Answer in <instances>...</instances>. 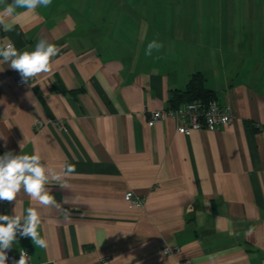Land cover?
I'll use <instances>...</instances> for the list:
<instances>
[{"label":"crops","instance_id":"0c3cea01","mask_svg":"<svg viewBox=\"0 0 264 264\" xmlns=\"http://www.w3.org/2000/svg\"><path fill=\"white\" fill-rule=\"evenodd\" d=\"M36 13L0 40L31 51L45 38L60 51L21 86L0 64V156L23 143L76 172L47 186L56 206L23 191L0 201V215L36 207L48 244L18 234L8 253L27 251L30 264H264V0H52ZM153 40L162 47L146 55ZM195 72L232 122L187 135L170 118L149 126Z\"/></svg>","mask_w":264,"mask_h":264},{"label":"clouds","instance_id":"9594fccd","mask_svg":"<svg viewBox=\"0 0 264 264\" xmlns=\"http://www.w3.org/2000/svg\"><path fill=\"white\" fill-rule=\"evenodd\" d=\"M51 4L52 0H12V3L0 0V28L4 32H11L15 28L16 17L37 14L38 8H47ZM18 9L24 11L17 12ZM161 47L160 43L153 40L148 44L145 54L150 56L153 49L159 50ZM59 51L57 45L45 38L39 39L33 50L20 51L11 39L4 37L0 40V64L7 63L11 69L20 73L22 82L28 83L39 74L51 71V60ZM226 121L227 117H223L222 122ZM179 131L183 132L184 129ZM20 148L21 154L9 151L0 156V201L12 202L17 199V194L23 191L31 201L40 206H56L55 197L47 186L55 182L61 188L67 187L64 178L75 174V165L67 163L63 170L58 172L42 163L38 153H23V143ZM126 199H130V194ZM13 211L14 215H0V264H7L8 251L16 242L18 234L21 237H30L35 247L48 246L47 240L38 231L42 220L37 208L28 207L26 214H18L16 207ZM253 231V228H249L245 235H250ZM230 234L237 235L235 232ZM29 259L27 252L21 250L19 260L13 261V264H29Z\"/></svg>","mask_w":264,"mask_h":264},{"label":"built area","instance_id":"2783aa9c","mask_svg":"<svg viewBox=\"0 0 264 264\" xmlns=\"http://www.w3.org/2000/svg\"><path fill=\"white\" fill-rule=\"evenodd\" d=\"M14 81L16 85L21 86L25 84H30L34 78L30 79L28 83L22 82L21 75L18 71L15 70L13 74ZM194 105L195 107H189ZM159 114V115H157ZM227 117L226 122H222V118ZM233 113L229 106H220L216 100H212L208 103L195 100L188 103H185L181 107H167L165 109L153 110L148 116L147 123L149 126L153 125L156 121L164 120L170 118L177 124V131L181 134H189L192 130L199 129H217L226 124H230L233 120ZM55 126L62 130L64 128L63 120H56L54 122ZM37 125H41L40 122H37ZM179 129H184L183 132ZM44 163V161H42ZM130 194V199L126 197ZM124 199L130 205L135 207H141L143 201L135 196L133 192L127 191L124 194ZM27 252V251H26ZM162 252L165 255L176 254L179 252V247L177 246H164ZM28 254V252H27ZM29 256V254H28ZM30 257V256H29ZM19 256H12L8 253V262L7 264H13V261L19 260ZM31 259H29V264ZM179 264H193L189 259L181 260Z\"/></svg>","mask_w":264,"mask_h":264},{"label":"trees","instance_id":"16d2710c","mask_svg":"<svg viewBox=\"0 0 264 264\" xmlns=\"http://www.w3.org/2000/svg\"><path fill=\"white\" fill-rule=\"evenodd\" d=\"M195 100L206 103L216 100L214 92L205 86V79L200 72H195L190 76L184 90H181L175 99H171V107H177L179 101L188 103Z\"/></svg>","mask_w":264,"mask_h":264}]
</instances>
